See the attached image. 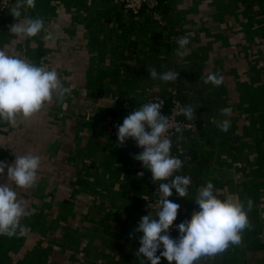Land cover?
<instances>
[{
    "label": "crops",
    "instance_id": "1",
    "mask_svg": "<svg viewBox=\"0 0 264 264\" xmlns=\"http://www.w3.org/2000/svg\"><path fill=\"white\" fill-rule=\"evenodd\" d=\"M15 4L0 25V48L55 69L68 93L63 103L54 95L30 119L18 117L16 127L0 120V161L12 165L16 155L28 152L41 158L36 184L16 188L32 213L22 219L28 234L0 236V264H132L143 235L134 230L144 215L155 216L142 207L147 184L139 178L140 161L133 158L139 150L129 138L119 145L111 126L102 122L117 110V98H94L88 91L90 75L101 65L103 48L94 43L96 34L101 39L116 25V9L123 19L127 14L112 0H36L34 8L16 19L10 12ZM164 4L177 33L173 38L190 39L186 54L176 61L194 68L193 74L176 85L182 96L196 98L195 119L206 125L199 139L185 145L189 161L184 175L191 184L188 197L175 189L169 197L181 205L171 230L179 239L176 226L199 210L198 189L211 181L227 195L255 202L260 233L255 247L250 245L253 239L245 238V229L240 245L230 244L196 264H264V0ZM29 17L43 19L45 29L35 37L16 36L11 26ZM137 63L131 68H142ZM208 73L223 75L224 82L219 87L204 84L202 77ZM171 86L131 92L119 116L139 110L150 95L163 97L165 113ZM224 107L232 109L227 133L216 126L225 118L220 114ZM185 137L184 132L179 135V146ZM6 182L7 168L0 175V183Z\"/></svg>",
    "mask_w": 264,
    "mask_h": 264
},
{
    "label": "clouds",
    "instance_id": "2",
    "mask_svg": "<svg viewBox=\"0 0 264 264\" xmlns=\"http://www.w3.org/2000/svg\"><path fill=\"white\" fill-rule=\"evenodd\" d=\"M35 5L36 0H16L10 12L18 19ZM44 29V21L39 17H29L11 26V31L18 37H35ZM50 38L45 36V39ZM189 43V36L180 37L176 55L183 57ZM148 70L152 79L164 82H175L179 77V72L174 70L158 72L154 66H148ZM202 79L204 84L211 83L215 87L224 82L223 75L215 73H208ZM67 93L68 89L63 86L55 69L49 70L46 65H37L0 48V120L16 127L18 117L32 118L45 104L52 102L54 95L57 102L63 103ZM163 104V99L143 103L139 110H134L118 125L119 145H123L126 138L137 141L142 151L134 154L133 158L151 171L153 181L159 182L158 192L162 194L156 215H144L134 230L143 233L136 255L143 256L150 264H161V258H166L169 264H196L202 257L223 253L230 244L242 243L243 232L251 228L248 213L252 210L253 201L248 199L245 204L239 196L227 195L208 181L206 186L198 189L195 198L199 210L176 226L179 239L171 236L170 230L181 205L169 197L173 195V189L180 197H188L191 179L175 174L182 169L184 162L171 153L173 141L166 134L172 124L168 116L161 114ZM195 109L189 104L181 108L180 113L193 121ZM231 113V107L220 109L221 116L225 118L216 121V126L221 132L227 133L231 128V121L227 118ZM175 131L183 134L180 127ZM40 167L41 158L31 152L16 155L12 165L0 161V175L7 168V182L0 183V236L24 237L28 234V227L22 219L32 213L26 202L18 197L16 188L33 187ZM158 251L160 255H157ZM144 262L142 260L141 264Z\"/></svg>",
    "mask_w": 264,
    "mask_h": 264
},
{
    "label": "trees",
    "instance_id": "3",
    "mask_svg": "<svg viewBox=\"0 0 264 264\" xmlns=\"http://www.w3.org/2000/svg\"><path fill=\"white\" fill-rule=\"evenodd\" d=\"M121 9L124 13L126 12V18L123 19V14L116 9L117 18L113 20L116 25L108 33L104 32L101 39L97 34L94 38V43L100 45L103 49L100 51L101 65L90 75L88 91L89 95L94 98L115 96L118 102V107H116L118 111L112 109L111 116L123 122L124 118L119 116V112L124 110L125 101L129 98L131 92L143 89L146 86L161 85L162 87L166 83L177 86L182 83L183 79L192 76L194 68H189L190 66L187 64H177L178 55H176V50L179 38H173L177 33L171 30L172 22H170V17L166 12L164 0H160V9L165 18L164 24L154 20L150 11L146 9L138 14ZM6 14L3 15L2 23L7 22L8 15ZM161 47L165 49L164 52L161 51ZM108 51H111V56H108ZM171 51L174 52V55L171 54ZM146 53L149 54L148 58L145 57ZM107 59L108 64L105 63ZM137 62L142 63V68H131ZM123 65L127 68H121ZM148 66H154L158 72L178 71L179 77L175 82L152 79ZM137 69H141L140 72H137ZM125 84L128 85V89L123 88ZM197 92V100H199L202 94L199 90ZM182 99L185 106L189 104L194 106L196 103V98L188 99L186 95L182 96ZM254 203L253 201L252 210L248 213L251 228L245 231L247 241L254 240L250 244L252 247H255V240L260 233L258 211ZM170 234L173 238L178 239V232L170 230ZM140 246L139 242L137 251ZM162 250L161 248L160 251ZM160 251L157 252V255H160ZM142 260L145 261L144 264H150V261H146V258L143 256L137 257V255L132 264H141ZM161 264H169V262L166 258H161Z\"/></svg>",
    "mask_w": 264,
    "mask_h": 264
},
{
    "label": "built area",
    "instance_id": "4",
    "mask_svg": "<svg viewBox=\"0 0 264 264\" xmlns=\"http://www.w3.org/2000/svg\"><path fill=\"white\" fill-rule=\"evenodd\" d=\"M14 0H0V25L2 23L3 15L8 11L11 7ZM114 4L119 5L127 12H132L134 14L140 13L143 9L150 11L151 16L154 20L158 21L160 24H164L165 18L160 9V0H112ZM168 92V99H169V106L164 113V109H161V114L166 115L169 117L172 127L169 129V132L166 134L167 136L172 138L173 146L171 153L174 156L179 157L184 163L183 167L179 172L175 174L184 175L185 174V167L188 164V158L185 156V145L187 142H191V140L199 139L200 138V130L205 128V122L200 123L199 120L194 119L193 121H189L185 118V116L180 113V109L185 107L184 100L182 99L181 91L178 89L177 86L173 85L167 88ZM163 99L161 95H150L147 98L146 103L151 102L153 100ZM164 100V99H163ZM105 124H109L112 128V135L118 136V125L122 124L119 119L117 118H110L104 119L102 121ZM176 127H180L183 129V132L186 133L185 141L181 142L179 146V135L176 133ZM134 146H136L139 152L142 151L137 144V141L134 139L129 138ZM192 143V142H191ZM177 146L180 147V150H177ZM184 152V153H182ZM139 169V178L146 181L147 189L146 195L143 196V204L142 207L146 208L149 213L155 214L160 208V203L157 197H162V194L158 192L159 189V182H154L152 179V173L150 170L146 169L143 166V163L140 161V164L137 166ZM185 176V175H184ZM165 182V181H164ZM167 182V181H166Z\"/></svg>",
    "mask_w": 264,
    "mask_h": 264
},
{
    "label": "water",
    "instance_id": "5",
    "mask_svg": "<svg viewBox=\"0 0 264 264\" xmlns=\"http://www.w3.org/2000/svg\"><path fill=\"white\" fill-rule=\"evenodd\" d=\"M141 108V106L139 107V109Z\"/></svg>",
    "mask_w": 264,
    "mask_h": 264
}]
</instances>
